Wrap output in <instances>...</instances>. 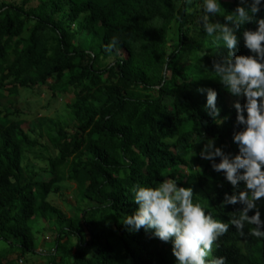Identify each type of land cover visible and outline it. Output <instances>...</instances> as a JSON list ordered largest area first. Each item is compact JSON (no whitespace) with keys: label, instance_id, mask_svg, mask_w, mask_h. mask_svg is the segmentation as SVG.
Instances as JSON below:
<instances>
[{"label":"trees","instance_id":"16d2710c","mask_svg":"<svg viewBox=\"0 0 264 264\" xmlns=\"http://www.w3.org/2000/svg\"><path fill=\"white\" fill-rule=\"evenodd\" d=\"M239 3L221 0L222 11ZM255 16L264 18V7ZM198 17L181 0L0 2V264H175L171 241L120 223L138 207L131 185H156L165 170L215 218L227 222L242 208L220 207L234 188L199 155L208 138L238 154L233 104L244 97L213 77L214 62L229 50L205 36ZM256 27L255 19L239 27L233 55L252 54L242 34ZM41 86L69 98L67 117L51 120L45 133L13 105L22 90ZM207 88L227 117L221 125L205 110L206 93L198 90ZM43 138L50 154L36 170L26 160L45 146ZM63 182L77 189L69 215L50 199ZM260 211L264 220V197ZM45 223L52 246L38 251ZM246 232L230 225L212 255L226 264H264V239Z\"/></svg>","mask_w":264,"mask_h":264},{"label":"clouds","instance_id":"9594fccd","mask_svg":"<svg viewBox=\"0 0 264 264\" xmlns=\"http://www.w3.org/2000/svg\"><path fill=\"white\" fill-rule=\"evenodd\" d=\"M187 13L198 12V22L206 37L216 46L223 44L228 55L213 64L215 78L233 96L244 97V103L234 102L235 124L241 126L233 134L238 154H225L215 146L213 138L203 144L199 155L211 162L213 171L223 174L234 191L225 193L220 207L242 205L227 222L215 218L208 204L194 199L193 189L177 185L176 178H168L156 184H133L129 191L138 205L131 215L121 216L120 223L131 232L142 228L162 242L171 241L175 264H226L223 256H213L217 241L235 226L242 236L246 234L264 239V220L261 219L260 198L264 197V18L256 19L255 14L264 7V0H240L231 12L222 11L221 0H181ZM223 16L224 23L214 19ZM256 20L255 30L243 32V43L249 55H233L241 25ZM115 43V41H113ZM206 93L204 105L208 115L217 125L227 117H221L216 104L217 92L212 88L199 89ZM202 139L199 136L198 143ZM219 157V162L216 158ZM244 187L240 191V183ZM254 210V214L249 212Z\"/></svg>","mask_w":264,"mask_h":264},{"label":"rangeland","instance_id":"374dc122","mask_svg":"<svg viewBox=\"0 0 264 264\" xmlns=\"http://www.w3.org/2000/svg\"><path fill=\"white\" fill-rule=\"evenodd\" d=\"M1 1L15 3L21 0H0V2ZM229 99L232 102L235 97H230ZM68 100V96L64 95L52 97L51 91L47 86H41L22 90L20 95L14 98L13 105L14 109L18 110L17 113L20 115L21 119L32 121L40 127L43 133H45L51 120L64 119L67 117L68 109L66 103ZM1 108L2 107H0V110ZM42 141L45 143V146L28 155L26 160V162L36 170L47 166V157L50 154L46 149L49 146L48 140L43 138ZM76 194L77 189L75 183L63 182L61 184L60 194H53L50 199L53 204L69 215L72 210L71 206H75L77 203ZM40 236L41 239H39L38 251L41 249L49 250L52 246L50 241L53 240L54 233L47 223H45V229L42 230ZM5 246L6 243L1 241L0 248H4ZM16 256L17 255L14 254L11 257L15 258ZM39 261L40 259L38 262ZM32 262V259L28 260V264H32ZM19 263L24 264L23 261Z\"/></svg>","mask_w":264,"mask_h":264}]
</instances>
